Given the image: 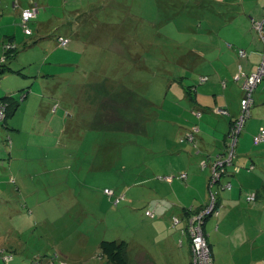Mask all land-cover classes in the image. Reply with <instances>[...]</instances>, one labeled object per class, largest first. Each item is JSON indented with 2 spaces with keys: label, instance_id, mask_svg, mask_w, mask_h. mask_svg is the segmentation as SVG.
Returning a JSON list of instances; mask_svg holds the SVG:
<instances>
[{
  "label": "rangeland",
  "instance_id": "obj_1",
  "mask_svg": "<svg viewBox=\"0 0 264 264\" xmlns=\"http://www.w3.org/2000/svg\"><path fill=\"white\" fill-rule=\"evenodd\" d=\"M212 1L1 0L0 69L5 68L4 43L12 37L17 48L6 54V64L15 71L0 75V98L14 95L20 106L15 114L9 113L6 121L0 122V182L4 183L0 197L3 193L9 195L0 200V253L14 255L6 263L0 254V264H34L33 260L53 255L60 247L65 249L68 260L59 258L57 264H101L105 259L97 256L101 252L95 249L96 241L129 236L132 229H140L139 212L145 214V203L135 197L136 189L156 201V195L146 196L141 186L154 177L152 167L164 166L163 162L172 157L175 160L177 156L169 148L187 151L186 147L193 146L196 154L206 143L210 144L208 148L212 147L214 138L207 126L212 124L205 125L203 121H213L215 116L197 112L189 102L213 98L205 96L213 82L199 84L195 75L208 73L204 68L225 67L222 61H215L213 66L200 52L220 49L218 38L225 39L228 34L233 37L234 29L250 17L256 19L252 23L254 36L260 38L262 46L264 0H232L237 5L230 7H220ZM32 2L37 3L39 12L29 23L30 28H25L20 13ZM251 31L245 34L248 43L253 40L248 35ZM63 40H67L66 44H62ZM13 53L10 58L8 55ZM231 56L238 58L236 54ZM240 58L244 59L241 54ZM250 60L252 66L258 63L254 57ZM261 63L264 68V59ZM258 84L251 94L249 108V99L245 97L247 116L238 121L236 141L254 106ZM186 103L189 108L185 110ZM263 106L264 102L254 108ZM259 123L264 125V119L254 116L238 138V144L243 140L250 155L256 157V165L262 164L260 158L264 159V154L255 155L248 136ZM218 129L221 135L222 123ZM180 132L188 141L180 138ZM228 138L233 145L232 137ZM57 145L61 147L55 153ZM100 146L110 151L119 148L118 162L108 170L100 167L101 155L96 149ZM235 149L227 155H232L233 162L238 156ZM248 153L243 158L249 163ZM106 155L102 154L103 162ZM262 166H258L255 179L260 178ZM205 167L210 174V167ZM238 168L232 166L235 173ZM211 173L215 176L212 168ZM230 178L236 177H229L231 182ZM222 182L229 183L225 178ZM79 183L81 188L95 187L94 197L87 191L78 196L79 200L67 194L55 196L58 190L70 192ZM106 186L117 193L130 191L115 205L114 197L104 193ZM262 186L261 177L255 187L263 190ZM260 201L263 204L262 197ZM249 204L253 206L258 201ZM220 211L221 207L217 211L212 209L204 219V236L209 246L214 240H209L205 224L211 217H218ZM190 214L191 211L182 230L189 245ZM214 221L211 218L208 230ZM212 231L219 248L217 264H264L263 209H253L246 217L238 215V219L235 213L209 233ZM84 234L87 237L83 243ZM137 235L140 237V233ZM80 248L90 256V261H72L68 250L75 256ZM187 248L186 242L182 249ZM181 257L180 264H191L183 254Z\"/></svg>",
  "mask_w": 264,
  "mask_h": 264
},
{
  "label": "crops",
  "instance_id": "obj_2",
  "mask_svg": "<svg viewBox=\"0 0 264 264\" xmlns=\"http://www.w3.org/2000/svg\"><path fill=\"white\" fill-rule=\"evenodd\" d=\"M232 1V0H228ZM252 20H255L252 17ZM243 30L234 29L233 37L232 35L228 34V37L224 38H218L220 50L216 52L214 48H208L200 52L201 55L204 56V58L211 60L212 65L214 66L215 61H222L223 66L225 68H204V70L208 73H201L197 74L194 77V80H196V77L202 78L204 76H208L209 79H207V83L205 85H210L209 81H212L213 84L207 87L206 95L205 96H212V100L209 101V99H199L195 98L196 100H191L189 103L195 107L196 111H202L207 113V115L215 116L213 121L209 122V119L206 118V120L203 121L205 125H207L209 130L208 132L212 137L214 138V143L211 148H208L209 143H206V147H199L196 154V149L191 146V148L186 147L187 151L184 149H176V148H169L172 150V154L177 156L175 160L173 161V157L170 158V161L163 162L164 166H157L152 167L153 170L156 172L153 178H150L146 181L145 186H142L144 194L146 196H149L150 193L156 195V201L154 199L146 198L143 195V192H141L140 189H136L135 197L138 198L140 201H145L147 199L153 200L152 202H149L148 205H144L146 209L153 208L155 210V217H149L143 214L141 211L139 214L141 215V220L139 226L140 229L138 231H130V235H120L119 237H116V240H127V245L124 249V257L126 260V264H180L182 261L181 255L183 254L185 256V260L191 261V250L189 245V240L186 235H182V230L186 227L185 217L189 211H197L203 206H205L208 202V198L211 192V188L209 185V173L207 169L201 166V162H205L206 159L208 161V166L213 162L214 156L220 153H223L225 151V146L228 142V137L230 135V129H231V121L232 118L239 115L240 112V103L241 98L244 94V83L245 79L243 77H240L239 71L242 70V72H251L254 71L258 63L262 60L264 55V42L263 45L260 46V38L255 39L254 31H253V25L250 28L246 29L245 23H243ZM230 31L229 29H227ZM252 30L250 33H248L249 36L253 37L252 43L247 42V37L243 36V33H246V31ZM240 31V32H239ZM234 44H240L241 42H244L246 46L243 45V47H246V51L248 54V57L244 58V60L239 57L238 53L228 47V43ZM12 41V40H11ZM14 41V40H13ZM221 42V43H220ZM212 43V42H211ZM216 43V42H214ZM223 43V48H221V44ZM231 51V53H230ZM236 54L238 58H232L231 55ZM225 55V56H224ZM256 58V61L258 63L253 64L250 58ZM238 61V62H237ZM242 61V63H241ZM15 70L11 71H4L3 76H6L7 73L13 72ZM236 77L238 79H236ZM199 84L200 81H199ZM206 87V86H205ZM11 95V94H10ZM254 106L251 109L250 118L252 119L254 116H259L262 119H264V106L260 109L254 108L257 104L264 102V83L257 87L255 94H254ZM198 102H200V106L198 105ZM187 104V107L184 108L185 110L189 108V104ZM216 106V107H215ZM228 108L230 115H223L220 114L221 112L218 111L219 108ZM254 108V109H253ZM172 116L174 114L172 113ZM173 120V119H172ZM189 120V119H188ZM209 122V123H208ZM219 123H222V128H224L223 133L221 135L219 134ZM250 124V123H249ZM260 125V123H259ZM256 126L253 129V132L249 137V141H251L252 149L255 153V155H263L264 154V143L260 146H255L253 143V135L259 132V129L263 127L261 123L260 126ZM258 127H260L258 129ZM186 131V129H185ZM180 138L183 140L185 135H183L180 132ZM243 135V134H242ZM241 135V136H242ZM240 136V137H241ZM247 138V136H245ZM202 137H200L199 142L201 141ZM242 141V142H241ZM239 140L238 144V156L236 158V163L240 166H246L248 164V161H245L244 155L246 153H249V159L256 158L255 156L250 155L251 151L244 145L243 140ZM65 150H68V146L63 145ZM59 147V146H58ZM61 147V146H60ZM257 148V149H256ZM144 149H147L144 148ZM168 153V152H167ZM166 153V154H167ZM185 154V155H184ZM202 155H206L205 157H202ZM201 156V157H200ZM260 158V157H257ZM262 158V157H261ZM263 162V161H262ZM2 161L0 162V164ZM237 165V166H238ZM263 165V166H262ZM201 166V168H200ZM262 166L259 170V177L258 179H255V174L252 172H247L246 170L239 171L236 175V178H230L232 181L231 189L225 191H222L219 193L218 199L221 205V211L220 215L218 217H211L212 220L215 221L212 223V226L209 228L215 229L216 224H218L220 227L225 224L227 220L231 218V215L236 213V217L238 219V215L240 217L251 214L253 209L255 211L264 210V189L259 187L256 189L255 183L259 182V180L264 178V162L260 165ZM157 169V170H156ZM182 174H185V177L181 178ZM234 175V174H232ZM232 175H228L227 178L233 177ZM224 179V178H223ZM228 180V179H225ZM7 182V181H6ZM5 182V183H6ZM153 187H151V184ZM4 183L0 182V186ZM228 187V186H227ZM264 187V186H262ZM150 188V189H149ZM145 189V190H144ZM18 192H20V188H17ZM67 193H66V192ZM65 191H62L60 193V196L67 194L68 196L72 195L75 197V189L72 191H68L66 189ZM130 190L124 191L125 195L127 196V193ZM257 192L258 197V204L251 205L246 200V196L249 192ZM69 193V194H68ZM132 193V192H131ZM134 196V194L132 193ZM67 196V197H68ZM9 195H5L4 193L1 194L0 200L3 201L4 198H8ZM260 197L263 199V204L260 201ZM159 199V200H158ZM116 203V201H114ZM219 208V207H218ZM190 209V210H189ZM133 213L135 210H132ZM86 212V211H85ZM138 215V214H137ZM176 216L180 218L181 222L177 224L176 226H173L172 224V218ZM220 220H217V218H220ZM211 218L206 222L205 224V230L208 232L209 240L210 237L214 241L211 242V247L213 251V259L214 264H217L216 260L219 255V248L217 247L218 243L215 239V233L212 231L209 233L208 230V224L211 221ZM184 222V224L182 223ZM129 227L132 228L131 225ZM137 233H140V237L137 235ZM87 237L86 234L82 235V242L84 243L85 238ZM180 239L182 242H180ZM91 242V241H90ZM89 242V243H90ZM99 239L96 241L95 249H99ZM187 242L188 248L187 250H183L182 246L185 245ZM86 243V242H85ZM61 253L57 250H55V254L58 255V257L55 259V263L58 261L59 258H65L63 253V248H59ZM82 248H80V252L73 255V252H70V255L72 256L73 260H81V261H90V256L82 253ZM100 250V249H99ZM220 250L223 251L221 245ZM101 252V251H100ZM188 252V254L186 253ZM63 253V254H62ZM83 254V255H82ZM100 259L104 258L100 254L97 255ZM65 259L68 260L66 257ZM106 260V258H104ZM102 261L101 264H112ZM67 263V262H66ZM57 264V263H56ZM190 264V262H189ZM223 264V262H221Z\"/></svg>",
  "mask_w": 264,
  "mask_h": 264
},
{
  "label": "trees",
  "instance_id": "obj_3",
  "mask_svg": "<svg viewBox=\"0 0 264 264\" xmlns=\"http://www.w3.org/2000/svg\"><path fill=\"white\" fill-rule=\"evenodd\" d=\"M213 2H215L218 6H220V7H222V6H226V7H230L231 5H237L236 3H231L230 1H228V0H213L212 1V3ZM236 2H239V0H237ZM219 3V4H218ZM215 4V5H216ZM228 5H230V6H228ZM253 21H255V20H252V17H250V19L248 20L247 18H245L244 19V21H243V23H245V25H246V29L247 28H249V27H251L252 26V23H253ZM243 23H241V26L240 27H238V29L241 31V30H243L244 28H243ZM235 29H237V27L235 28ZM251 29V28H250ZM228 31V30H227ZM239 31V32H240ZM248 31H250V30H248ZM247 32V31H246ZM245 34L246 33H243V36H245ZM246 37V36H245ZM10 40H12L13 41V38L11 37L10 38ZM231 42V41H230ZM221 43V42H220ZM222 45V47H223V43L221 44ZM228 45V47L230 48V49H232V50H234V51H236L237 53H238V55H239V57H240V52L242 51V50H244L245 51V53H246V55H245V57H246V59H247V57H248V53H247V51H246V47H243V45L244 46H246L245 44H244V42H241L240 44H234V43H228L227 44ZM14 55V53L13 54H9L8 56H10V58L12 57ZM244 57V58H245ZM9 58V59H10ZM263 58H264V55H263ZM263 58H262V60H263ZM242 59V58H241ZM244 60V59H243ZM261 60V61H262ZM261 61L258 63V65L256 66V68H255V70L254 71H256L257 70V68L260 66V64H261ZM6 62H7V60H6ZM6 62H4L3 64H2V67H5V68H1L0 69V74H3V72L4 71H11L12 70V68H10L7 64H6ZM254 71H251V72H246V71H244V72H242V70H240L239 71V74H240V77H243L244 79H245V77L243 76V73H245V74H251V73H253ZM204 77H206V80H202V78H199L200 79V82L201 81H207V79H209V77L208 76H204ZM199 82V81H198ZM264 83V81L262 82V83H260V84H258V86L257 87H259L260 85H262ZM193 86V85H192ZM257 87H256V89H257ZM187 92L189 93V94H187V95H190V94H192L191 93V90L188 88V90H187ZM0 102H3V103H5L6 104V113H7V115H6V119H7V117L9 116V113L10 114H15L16 112H17V110H18V108H19V106H20V104H19V101L18 100H16V98H15V96L14 95H7V96H5V97H1L0 98ZM223 110H226V113H220V114H223V115H230L231 113L229 112V110H228V108H223ZM197 112H201V111H197ZM241 112H242V107H241V103H240V112H239V115H237V116H235V117H233L232 118V121H231V125H233L234 124V122L236 121V119L240 116V114H241ZM6 119L4 120V121H2V122H5L6 121ZM251 118H250V115L248 116V118H246V120H245V124H244V127L242 126V128H241V130L243 131V133L242 134H244L245 133V129H246V127H247V125H248V122H249V120H250ZM232 127V126H231ZM261 127V126H260ZM259 127V128H260ZM264 127V126H263ZM260 130V129H259ZM258 134V132L256 133V134H254L253 135V143H254V136L255 135H257ZM241 136V135H240ZM240 136H238V138L240 137ZM238 138H237V141H236V143H235V146H234V148H236L235 150H237V147H236V145L238 146ZM233 139V138H232ZM184 141H188V139L187 138H184ZM194 141V140H193ZM228 141L229 142H227V144H226V146H225V151L223 152V153H220V154H217L216 155V157L214 158V160L217 158V157H222V158H226L227 157V155L229 154V152L231 151V149L233 148L232 147V145H231V139L230 138H228ZM264 143V140H262L259 144H255L254 143V145L255 146H259V145H261V144H263ZM58 146V145H57ZM50 147V146H49ZM56 150L54 151L55 153H57L56 151H58V150H60V146L59 147H56L55 148ZM96 149H97V151H99V154L101 155L100 156V159H101V162H102V165L100 166V167H103L104 169H106V170H108V168L109 167H114L116 164H117V162H118V154H119V148L117 147V148H115V149H113L112 151H110V150H108V149H105V147H103V146H100V147H96ZM65 150V149H64ZM48 151V150H47ZM107 154L105 157H104V159H105V161L103 162L102 161V154ZM214 160H213V162H214ZM260 160H262L263 162H264V159H263V157L262 158H260ZM255 161H256V158H254L253 157V159H251L250 160V162L246 165V166H239L237 163H236V159L234 160V162H232V166L233 165H238L239 166V168H238V171L235 173L234 172V169H232V166H230V167H224V169H223V171L221 172L223 175H222V178H225V179H228L226 176H228V175H232V174H234V175H232L233 177H236V175L235 174H237L239 171H242L243 169L244 170H246L247 172H252V173H254V171H258V166H260V165H256V163H255ZM213 162L208 166L207 164H206V162H205V165L206 166H208V167H210V175H209V178L210 177H212L213 175H212V173H211V166H212V164H213ZM262 162V163H263ZM201 166H203V164H202V162H201ZM100 167H98L99 169H100ZM204 168H206V167H204ZM213 177H215V176H213ZM229 183H230V186L229 187H225L227 190H229V189H231V182L229 181V179L227 180ZM221 183L222 184H225V183H223L222 181H221ZM90 185H88V187L87 188H81L82 187V184H77L76 185V188H74L75 189V192H73V193H75V198H76V200H79V198H78V196L80 195V194H82L83 193V191H87L86 193L89 195V193L91 194V196H93L94 197V191H95V187H89ZM142 187V186H141ZM229 188V189H228ZM226 189H218V196H219V193L220 192H222V191H225ZM64 189H60V190H58V192L55 194V196L57 197V198H59V197H61L60 196V193L63 191ZM107 190H112V193H109V192H107ZM97 191V190H96ZM95 191V192H96ZM104 193L106 194V195H108L109 197H114V201H116L118 204L119 203H121V201L124 199V198H126V195H125V193H117L116 192V190L115 189H113L112 187H109V186H106L105 187V189H104ZM248 197H252L253 198V200H249L248 199ZM139 198V197H138ZM246 200L249 202V203H255V202H257L258 201V197H257V192L256 191H253V192H249L248 193V195L246 196ZM153 200H150V199H147V200H145L144 201V203H145V205H148L149 204V202H152ZM208 202H209V199H208ZM208 202H207V204H208ZM117 203H115V205H117ZM216 205L220 208L221 207V205H220V202H219V199L217 198V201H216ZM202 208H204V206L202 207ZM202 208H200L199 210H201ZM145 209V215L146 216H149V217H155L156 215H155V210L153 209V208H149V209H146V207L144 208ZM86 212H88L89 214H90V211H89V208L88 207H85V209H84ZM190 210V209H189ZM199 210H197V211H199ZM197 211H193V212H197ZM189 213V212H188ZM187 213V214H188ZM174 217H176V216H174ZM188 218H189V216L187 217V220H188ZM172 224H173V218H172ZM179 224V223H178ZM86 233H87V235H88V231H85ZM181 240V239H180ZM182 241V240H181ZM127 245V241L126 240H121V241H118V240H116V239H102V240H100V242H99V249H100V251H101V256H103L104 258H106V260L109 262V263H112V264H126L127 262H126V260H125V257H124V249H125V246ZM190 250H191V264H194L193 262V254H192V247H191V245H190ZM11 252V251H10ZM56 252H54L53 253V255H48V254H45L47 257L46 258H37V259H35V260H33V262H34V264H36V262H38V264H39V262H43V264H52L53 263V261L55 262V259L58 257V255L57 254H55ZM12 254V253H11ZM13 255V254H12ZM13 257H14V255H13ZM40 257V256H39ZM13 259V258H12ZM11 259V260H12ZM40 259V260H39ZM10 260V261H11ZM214 260V259H213ZM10 261H8V262H10ZM8 262H6V263H8ZM213 263H214V261H213Z\"/></svg>",
  "mask_w": 264,
  "mask_h": 264
},
{
  "label": "built area",
  "instance_id": "obj_4",
  "mask_svg": "<svg viewBox=\"0 0 264 264\" xmlns=\"http://www.w3.org/2000/svg\"><path fill=\"white\" fill-rule=\"evenodd\" d=\"M1 2V0H0ZM37 3L32 2V4L23 9L20 13L21 15V22L24 25L25 28H30L29 23L37 17V14L39 12ZM31 30V29H30ZM67 40H63L62 44H66ZM17 46L9 40L8 42L4 43V55L2 57V62H6V54L10 53L14 50H16ZM240 54L245 57L246 53L244 50L240 52ZM264 59V58H263ZM263 63L260 64V66L257 68L256 71H254L251 74H245L243 73V76L245 77V83H244V94L243 97L241 98V107H242V112L240 116L236 119L234 126L230 130V135L234 140V144L232 147L234 148L236 140L234 139V132L235 128L238 127L239 122L242 118L244 121V117L247 115H244V108L246 104V99L247 97L249 99V106H251V94L253 93L254 87L259 83H262V79L264 78V68ZM202 80H206L202 78ZM219 112L221 113H226V110H222L221 108L218 109ZM250 112V109H248L247 113ZM6 104L3 102H0V122L4 121L6 119ZM242 128V126H241ZM262 140H264V127H261L258 134L254 136V143L259 144ZM232 148V149H233ZM231 149V150H232ZM233 162V157L232 155L226 158L222 157H217L211 168L215 172L216 177H211L209 179V185L211 188V192L209 195V202L207 206H204L201 210L197 212H192V214L189 215L188 218V223L187 225L189 226V237L191 239V247H192V254H193V263L194 264H214L213 263V256H212V251H211V246H209L206 242V238L204 236V219L205 217L211 212L213 209L214 211L219 210L218 206L216 205V201L218 198V189H224L225 187H229L230 183L227 184H222V171L224 167H230ZM203 166L205 167V162L202 163ZM217 171V172H216ZM185 177V174H182L181 178ZM218 179V181L216 180ZM107 192L112 193V190H107ZM249 200H253L252 197H248ZM179 223V219L177 217H173V226H176ZM180 242H182L180 240ZM1 251V256H2ZM5 262L10 261L13 258L12 254L2 256ZM65 262L61 261L60 264H63ZM38 264V262H36ZM52 264H56L54 261Z\"/></svg>",
  "mask_w": 264,
  "mask_h": 264
}]
</instances>
